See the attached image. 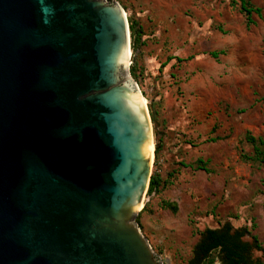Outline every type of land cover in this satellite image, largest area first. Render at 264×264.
Returning a JSON list of instances; mask_svg holds the SVG:
<instances>
[{"label":"water","instance_id":"obj_1","mask_svg":"<svg viewBox=\"0 0 264 264\" xmlns=\"http://www.w3.org/2000/svg\"><path fill=\"white\" fill-rule=\"evenodd\" d=\"M129 51L116 3L0 0V264H160Z\"/></svg>","mask_w":264,"mask_h":264},{"label":"rangeland","instance_id":"obj_2","mask_svg":"<svg viewBox=\"0 0 264 264\" xmlns=\"http://www.w3.org/2000/svg\"><path fill=\"white\" fill-rule=\"evenodd\" d=\"M106 1L120 5L128 27L142 28L135 52L130 37L128 72L146 100L150 178L162 186L147 188L135 221L157 261L188 264L198 233L225 222L251 234L259 223L264 249V164L245 140H264V22L253 15L247 29L237 0ZM252 259L264 263L261 252Z\"/></svg>","mask_w":264,"mask_h":264},{"label":"trees","instance_id":"obj_3","mask_svg":"<svg viewBox=\"0 0 264 264\" xmlns=\"http://www.w3.org/2000/svg\"><path fill=\"white\" fill-rule=\"evenodd\" d=\"M253 0H237L235 5H238L239 13L244 17L245 27L247 29L254 25L253 15L261 18V10L254 8ZM131 48L135 52L140 47V40L142 38V28L134 23H129ZM212 57L217 54L213 53ZM264 102V97L261 100ZM245 140L252 146L255 159L264 164V152L260 150V146L264 145L263 139H255L249 133L245 136ZM158 147L155 149V154L158 153ZM196 169L208 173L205 168V163L198 159L196 162ZM182 167H186L181 165ZM165 183V182H164ZM162 186L160 177L153 174L149 181L147 194L158 193ZM146 206L142 209L144 211ZM162 208L170 210L173 214L177 212L175 204L170 202H163ZM250 237L251 243L244 241V237ZM261 252L264 256V249L258 239L253 236L247 228H234L229 222L223 223L218 228H206L198 233V239L194 244L191 257L188 264H264L260 261L252 259V252Z\"/></svg>","mask_w":264,"mask_h":264},{"label":"crops","instance_id":"obj_4","mask_svg":"<svg viewBox=\"0 0 264 264\" xmlns=\"http://www.w3.org/2000/svg\"><path fill=\"white\" fill-rule=\"evenodd\" d=\"M262 4H264V0H262ZM261 4V5H262ZM260 10H261V18H258L259 20H261V21H263L264 22V16H263V12H264V6H262V8H260ZM254 25H256V22L254 21ZM257 225V228H256V233H252V235L253 236H255L257 239H258V241L260 242V240H259V236H258V230L260 229L261 230V227H260V225H259V223H257L256 224ZM246 237H248V236H246ZM246 237H244V241H247V240H245L246 239ZM250 238V237H249ZM251 239V238H250ZM247 242H249V241H247ZM261 243V242H260Z\"/></svg>","mask_w":264,"mask_h":264},{"label":"bare ground","instance_id":"obj_5","mask_svg":"<svg viewBox=\"0 0 264 264\" xmlns=\"http://www.w3.org/2000/svg\"><path fill=\"white\" fill-rule=\"evenodd\" d=\"M129 57H130V51L128 52V57H127V65H129ZM140 97H141V95H140ZM141 99H142V101H143V104L145 105V103H146V100L143 98V97H141ZM153 137H152V135H151V146H150V156H149V158H150V160H151V158H152V152H153ZM141 207H142V204L140 205V207L138 208V210H140L141 209Z\"/></svg>","mask_w":264,"mask_h":264}]
</instances>
